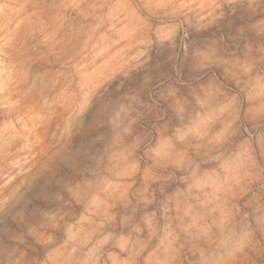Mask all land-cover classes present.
<instances>
[{
    "label": "rangeland",
    "instance_id": "rangeland-1",
    "mask_svg": "<svg viewBox=\"0 0 264 264\" xmlns=\"http://www.w3.org/2000/svg\"><path fill=\"white\" fill-rule=\"evenodd\" d=\"M0 28V79L60 120L0 134V264H264V0H0Z\"/></svg>",
    "mask_w": 264,
    "mask_h": 264
},
{
    "label": "bare ground",
    "instance_id": "bare-ground-1",
    "mask_svg": "<svg viewBox=\"0 0 264 264\" xmlns=\"http://www.w3.org/2000/svg\"><path fill=\"white\" fill-rule=\"evenodd\" d=\"M2 31L0 28V32ZM0 53H6L1 45ZM48 87L49 85L44 86L38 78H32V75L20 71H11L0 79V92L16 93V97L10 99V102L15 104L9 109H0V134L4 138L23 134L30 135L34 133L31 126H35L37 132L34 135L38 138L42 137L43 132H46L47 136L52 135L53 137L59 133V112L53 110L48 100L45 101L50 91L53 93L56 87L54 85V88L49 91ZM42 111H46V123L44 121V124L37 125L40 122L39 117Z\"/></svg>",
    "mask_w": 264,
    "mask_h": 264
}]
</instances>
